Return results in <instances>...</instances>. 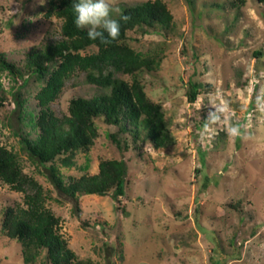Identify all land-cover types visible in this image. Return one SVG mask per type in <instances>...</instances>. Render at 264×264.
Wrapping results in <instances>:
<instances>
[{
  "label": "rangeland",
  "instance_id": "1",
  "mask_svg": "<svg viewBox=\"0 0 264 264\" xmlns=\"http://www.w3.org/2000/svg\"><path fill=\"white\" fill-rule=\"evenodd\" d=\"M148 0H109L120 6ZM154 1V0H150ZM172 16L168 29L128 33L125 44L152 61L134 75L147 100L158 105L171 143L155 149L148 140L119 135L95 120L93 146L56 163L64 183L97 173L103 160L127 165L124 196L61 194L49 171L23 153L21 138L38 113L43 81L20 87L0 70V144L19 155L23 173L46 196L59 218V233L77 261L87 264H264V3L257 0H161ZM50 0H0V56L16 67L26 55L59 40L61 20L47 15ZM95 52L91 49L85 53ZM256 53H260L257 55ZM75 71L50 104L67 113L72 98L101 93ZM201 84L195 102L188 82ZM22 105L18 107L17 101ZM219 117L208 130L209 112ZM230 127H238L233 137ZM34 137L35 135H31ZM23 193L0 181V264H23L21 245L2 231L6 208L24 207ZM42 252L34 264L45 261ZM49 264V263H47ZM74 264V263H73Z\"/></svg>",
  "mask_w": 264,
  "mask_h": 264
},
{
  "label": "trees",
  "instance_id": "2",
  "mask_svg": "<svg viewBox=\"0 0 264 264\" xmlns=\"http://www.w3.org/2000/svg\"><path fill=\"white\" fill-rule=\"evenodd\" d=\"M257 1L264 3V0ZM76 2L50 0L47 15L61 20V38L42 49L30 50L21 68L0 56V70H6L15 83L20 80V87L25 86L29 78L44 83L35 96L38 113L30 114V131L20 140L23 153L49 171L51 182L61 194L76 200L79 195L110 194L117 202L125 192L127 165L124 160L100 161L96 174L71 178L67 183L60 178L56 163L71 167L77 153L89 150L98 136L95 120L101 118L106 125L117 128L109 138L118 148L122 134L130 135L133 141L148 140L155 149L171 143L160 107L147 100L135 78L129 84L117 74L132 76L143 68H151L152 61L144 60L125 44L128 33L146 34L155 27L168 29L172 16L161 0L122 5L119 13L112 16L120 23V35L104 45L99 40H89L87 30L75 27L72 4ZM122 16H127V21ZM91 49L95 52L85 53ZM75 71L86 72L85 82L101 93L88 99L72 98L67 113L57 116L50 104L59 97L65 81ZM188 86L187 98L193 103L201 84L189 81ZM4 101L0 95V107ZM17 105L20 107L22 101L18 100ZM0 181L24 196V207L6 208L2 222L4 235L21 245L23 264H34L42 252L46 259L41 264H87L77 261L59 233V218L45 208L42 187L23 173L19 155L1 144Z\"/></svg>",
  "mask_w": 264,
  "mask_h": 264
},
{
  "label": "clouds",
  "instance_id": "3",
  "mask_svg": "<svg viewBox=\"0 0 264 264\" xmlns=\"http://www.w3.org/2000/svg\"><path fill=\"white\" fill-rule=\"evenodd\" d=\"M75 14L74 25L77 29L87 30V37L91 41L99 40L101 44L108 45L117 40L120 35V23L112 18L113 7L109 0H77L72 4ZM119 13V9H115ZM127 21V16H122ZM105 33L107 35H105ZM219 117L216 112L208 113L205 130H208L211 123H215ZM229 134L233 137L240 134L238 127H230Z\"/></svg>",
  "mask_w": 264,
  "mask_h": 264
}]
</instances>
